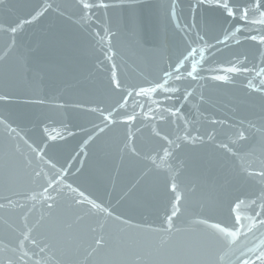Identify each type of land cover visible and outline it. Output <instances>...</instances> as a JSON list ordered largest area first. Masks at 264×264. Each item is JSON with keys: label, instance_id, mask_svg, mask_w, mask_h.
<instances>
[{"label": "water", "instance_id": "95a60500", "mask_svg": "<svg viewBox=\"0 0 264 264\" xmlns=\"http://www.w3.org/2000/svg\"><path fill=\"white\" fill-rule=\"evenodd\" d=\"M49 2L52 9L15 35L0 30V56L8 52L0 60V96L8 97L0 100V203L9 196L24 205L0 209V257L20 254L13 249L27 225L35 226L32 235L41 247L47 240L49 249L44 253L34 249L33 257L47 264H242L244 259L254 260L253 253L264 248V226L258 223L264 212L256 216L264 206V177L248 173L264 170V132L257 131L264 129V93L255 90L264 80V74L257 75L264 68V45L242 39V35L257 34L251 31L236 34L240 44L229 40L227 46L201 52L204 43L196 37L199 32L215 43L237 23L253 26L226 18L222 10H194L196 0H104L112 6L89 13L81 0ZM42 3L4 0L0 27L29 19ZM189 42L197 48L200 78H187L181 70L185 79L176 81L170 65ZM190 63L191 58L185 62L187 70ZM233 64L249 71H220ZM113 71L121 81L120 89L111 82ZM165 71L173 73L164 77L165 87L180 89L170 101L160 90L147 97L133 94L121 105L120 117L134 112L137 119L112 125L84 143L93 124L100 123L99 114L88 109L115 106L133 86L163 83ZM216 75H227L228 80L212 79ZM185 91L192 92L187 99ZM167 108H179L180 114L170 116ZM161 114L164 120L159 119ZM65 127L74 135L69 136ZM240 132L246 139L239 138ZM57 133L64 139H48ZM186 134L203 139L193 143L184 138ZM163 136L180 147L167 145ZM45 144L41 159L32 149ZM222 144H228L231 152ZM132 147L138 155L130 151ZM162 148H168L172 157L166 165L154 167L148 157L162 155ZM49 159L56 168L47 165ZM61 168L66 171L61 173ZM34 170L41 176L35 177ZM50 177L57 178L54 190L47 193L56 200L51 210L40 187H46ZM173 178L184 199L169 235L156 229L164 227L171 213ZM69 184L113 215L92 209L87 202L75 205L74 199L82 198ZM33 192L39 194L36 200L25 199ZM237 215L241 217L238 224ZM216 224L221 228L213 227ZM98 235L107 244L92 252ZM31 247L26 242V249ZM137 255L142 261H137Z\"/></svg>", "mask_w": 264, "mask_h": 264}, {"label": "snow or ice", "instance_id": "6c2138e0", "mask_svg": "<svg viewBox=\"0 0 264 264\" xmlns=\"http://www.w3.org/2000/svg\"><path fill=\"white\" fill-rule=\"evenodd\" d=\"M4 0H0V4H3ZM81 6L84 10H86V13H89L94 8H104L107 9L111 7L109 3H105L104 0H100L99 3H89L85 2V0H81ZM198 7H207L210 9H216V10H222L226 18L243 22L244 24L251 25L253 27L246 28L242 27L240 23H237L230 29H226L223 33L222 38H216L215 43H209L205 36L200 35L199 32L196 33V37L199 41L204 43V48L200 49L201 52L204 51H211L212 49H215L217 45H225L227 46L229 40H234L236 44H240L241 40L235 39L236 34L244 33V32H251L256 31V35H242L243 40H251L258 42L261 45H264V0H196V4L193 5V9L195 10ZM53 8V4L49 2V0H43V3L41 5H38V7L34 10V12L30 15L29 19H22L16 23L15 26H10L6 29L0 27V30L8 31L12 35H15L18 30H22L23 26L26 24H30L33 21L37 20L39 17L43 16L46 12H48L50 9ZM175 3H173L172 6V14L175 15ZM97 36H99V33H96ZM103 39V38H102ZM15 41H12V46H14ZM11 48H9V51ZM197 52V48L191 47V42H189L188 48L185 50V52L181 53L180 56L177 57V60L174 65H170L172 67L173 72L176 73L175 79L176 81H181L185 79V76L181 70L186 71L187 78H191L193 80L199 79L200 77L197 76V65L195 63V54ZM8 55V52L6 51L4 53V56H0V60L4 59ZM191 58L190 63V69L187 70L185 67V62L189 61ZM264 62V61H262ZM237 64L242 63L241 61H237ZM115 64L112 65V68L115 69ZM254 70V69H253ZM220 71L224 73H238V72H248L249 69L247 67H237L235 64H233L230 67L221 68ZM172 72L165 71L163 73V77H161V82H151L147 87L143 86H133L131 91H126V96L122 97V100L120 102H117L115 106H112L111 108H102V107H93L88 109V111H91L93 113L99 114L100 123L93 124L92 126V133L88 135L87 140L84 141L85 144L89 143L93 139H95L96 135L103 134L110 128V126L115 125L117 123H124L128 124L130 122H134L137 117L134 114H125L123 117H120V107L122 104L127 103V97H132L133 94L136 96L141 97H147L149 93H157V90H160L162 94H164V98L167 101H170L173 96L180 92L179 88H168L165 87V85L168 84V81L164 79V77H170L172 76ZM264 74V68H261L257 75ZM115 71L112 73V84L114 85L115 89L121 88V81L115 78ZM212 79L219 80V81H226L228 80L227 75H216L213 76ZM249 86L251 85V82H249ZM258 92L264 93V80L260 81V86L256 87L255 89ZM169 93L171 95H169ZM192 95V92L185 91L183 93V98L187 99ZM7 96H0V100H7ZM39 103H44V101H38ZM141 108H143V105H137ZM159 103L157 102V107H159ZM63 107V105H61ZM77 107H82L81 105H77ZM168 115L170 116H176L180 114V109L176 108L175 111L173 108H167L165 110ZM160 120H164L165 116L163 114L159 117ZM103 125V127H101ZM252 127H255V125H252ZM15 131V129H12ZM65 131H68L65 127ZM257 131L264 132V129H257ZM44 132L48 133V128H44ZM68 135L72 136L74 135L73 132L68 131ZM157 135H160V133H157ZM64 139V136L60 133H57V135H48V139L55 141L57 138ZM186 140H191L193 143H195L197 140H202V136H191L190 134H186L184 137ZM240 139H246V136L244 132L239 133ZM162 139L166 142L167 145H174L175 148H179L180 144L175 143V141L170 140L168 136H163ZM179 139V137H177ZM209 139H211V136H209ZM31 147V145L29 146ZM125 147L128 148L129 145L126 143ZM222 148L227 149L231 152V149L228 147V144H222ZM47 148V145L38 146L33 148L32 150L41 158L44 159L45 152L44 149ZM130 151L138 155L136 152L135 147L130 148ZM162 155L160 153H156L155 155L149 156L148 159L151 161L154 167H161L162 165L167 164V158L172 157V152L169 151L168 148H162L161 149ZM79 155V153L77 154ZM157 160H159L161 163L158 164ZM47 165H49L51 168H56V164L52 162V160H46ZM68 167H71V165H68ZM66 171L65 168H61L60 172L64 173ZM40 171L34 170L35 177L41 176ZM59 175V174H58ZM248 175H255L259 177H264V170L258 171V172H249ZM60 179H63L62 176H60ZM57 182L56 177H50L47 181V186L41 185L42 193L45 194L42 196V198L45 201V204L49 210L53 209V207L56 204V200L53 196L47 195L49 192V189H53V185ZM67 187L74 193H77L78 196L82 199H74V204L77 206H82L85 202L92 205V209H95L99 212H104L108 216H112L113 213L109 211V209L105 208L103 204L96 203L95 201L87 198L85 196V193L83 191H80L79 188H73L71 184L67 185ZM178 185L175 182V178L172 179L170 182V190L172 193H174L175 198L172 202V210L169 215H166L164 220V227L161 229H156V231H163L164 233H167L171 235V232L173 230V218L178 217V214L181 212V201L184 199V197L181 195L180 192L177 191ZM54 190V189H53ZM13 195H19L18 193H13ZM38 193H31L26 194L25 199H31L36 200L38 197ZM6 203H0V209L7 208L9 206H16L23 208L24 205L20 204L18 201H14L11 197L5 196L2 198ZM51 201V203H48ZM253 204L256 203V201H252ZM239 203L235 205L236 208H239ZM264 212V206L261 207V211L256 212V216L259 217L261 213ZM77 219H81L80 217H77ZM117 220L120 219V217H116ZM241 217L237 215L235 217V221L238 224L240 222ZM202 223H207V221H201ZM123 223L127 224L128 221H123ZM258 223L261 226H264V219H261L258 221ZM35 226L32 228L27 227L25 225V230L21 231L20 237L16 241V248L13 249V252H19V255H4L0 257V264H47L46 261L43 259L40 260H34L33 257L37 255V252L34 249H39V253H44L46 249H49V244L47 240L45 239L43 241V247H41V242H38L36 238L33 237L32 232ZM68 228H71V225H67ZM215 228H221L219 224L213 225ZM243 227V225H241ZM100 228H103V225H100ZM223 230V229H222ZM251 230V229H250ZM93 232L96 231V229H92ZM176 231H179V229H176ZM26 242L28 245H31L32 247L29 249H26ZM94 247H92V252H96L97 249H102L106 246L107 241L105 240V237L103 235H98L94 237ZM162 244L166 243V241H161ZM251 251V250H250ZM91 254V253H89ZM255 255V259H244L242 261V264H264V248L257 249L256 252L253 253ZM243 255V254H242ZM137 261H142V257L140 255L136 256Z\"/></svg>", "mask_w": 264, "mask_h": 264}]
</instances>
